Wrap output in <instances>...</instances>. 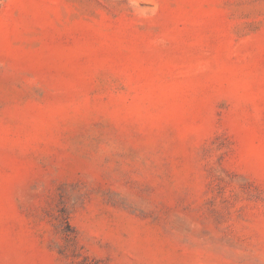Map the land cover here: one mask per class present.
<instances>
[{"label": "rangeland", "instance_id": "1", "mask_svg": "<svg viewBox=\"0 0 264 264\" xmlns=\"http://www.w3.org/2000/svg\"><path fill=\"white\" fill-rule=\"evenodd\" d=\"M0 264H264V0H0Z\"/></svg>", "mask_w": 264, "mask_h": 264}]
</instances>
